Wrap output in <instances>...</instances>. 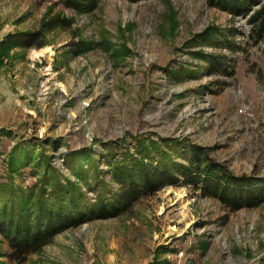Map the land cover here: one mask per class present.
Listing matches in <instances>:
<instances>
[{"label": "rangeland", "instance_id": "1", "mask_svg": "<svg viewBox=\"0 0 264 264\" xmlns=\"http://www.w3.org/2000/svg\"><path fill=\"white\" fill-rule=\"evenodd\" d=\"M63 1L0 0V183L11 174L28 190L46 158L75 181L66 155L82 153L89 168L90 151L106 171L105 145L148 139L205 147L233 174L264 178V31L249 21L261 4L231 14L215 0H96L78 12ZM23 37L34 44L14 43ZM205 56L223 59V72ZM9 254L0 233V264H264V203L232 210L166 186L68 226L24 260Z\"/></svg>", "mask_w": 264, "mask_h": 264}, {"label": "trees", "instance_id": "2", "mask_svg": "<svg viewBox=\"0 0 264 264\" xmlns=\"http://www.w3.org/2000/svg\"><path fill=\"white\" fill-rule=\"evenodd\" d=\"M215 1L231 14H246L252 6L261 4L249 21L264 31V0ZM63 2L66 8L78 12L96 7V0ZM63 21L61 19L54 24L60 25ZM202 39L207 40L205 37ZM212 40L215 44L218 39ZM13 42L7 39L3 45L15 43L26 47L34 44L26 37ZM203 60L210 64L212 73L223 72V59L214 61L213 57L205 56ZM163 145L171 150L169 153L172 155H168ZM127 147L107 144L98 152L107 167L106 171L98 167V156L93 158L90 151L84 153L89 168L81 163L82 153L66 155L69 173L75 181L63 179L60 171L46 158L43 177L28 190L16 189L11 174L5 183H0V233L8 242L10 257L24 260L28 255L39 252L68 226L116 215L166 186H191L199 190L203 197H214L232 210L253 208L264 203V178L233 174L225 165L213 160L205 147L177 140L157 144L149 139ZM24 156L23 161L11 157V173H16L26 164L29 157L27 153ZM104 174L118 186L115 191L108 189ZM81 185L93 191V202L82 193Z\"/></svg>", "mask_w": 264, "mask_h": 264}, {"label": "bare ground", "instance_id": "3", "mask_svg": "<svg viewBox=\"0 0 264 264\" xmlns=\"http://www.w3.org/2000/svg\"><path fill=\"white\" fill-rule=\"evenodd\" d=\"M51 52V49L49 47H44L40 50H36L33 52V55L34 56H42L44 55L45 53H50Z\"/></svg>", "mask_w": 264, "mask_h": 264}]
</instances>
